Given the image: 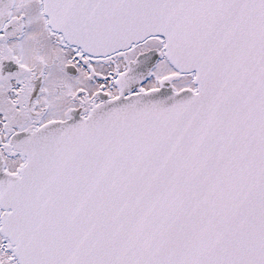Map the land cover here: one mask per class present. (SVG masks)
Returning a JSON list of instances; mask_svg holds the SVG:
<instances>
[{
  "label": "snow or ice",
  "instance_id": "snow-or-ice-1",
  "mask_svg": "<svg viewBox=\"0 0 264 264\" xmlns=\"http://www.w3.org/2000/svg\"><path fill=\"white\" fill-rule=\"evenodd\" d=\"M0 264H264V0H0Z\"/></svg>",
  "mask_w": 264,
  "mask_h": 264
}]
</instances>
